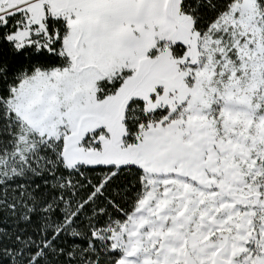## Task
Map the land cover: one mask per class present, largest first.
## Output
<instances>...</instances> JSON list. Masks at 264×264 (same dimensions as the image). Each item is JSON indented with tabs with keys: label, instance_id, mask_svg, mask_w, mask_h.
<instances>
[{
	"label": "snow or ice",
	"instance_id": "1",
	"mask_svg": "<svg viewBox=\"0 0 264 264\" xmlns=\"http://www.w3.org/2000/svg\"><path fill=\"white\" fill-rule=\"evenodd\" d=\"M0 264H264V0H0Z\"/></svg>",
	"mask_w": 264,
	"mask_h": 264
}]
</instances>
